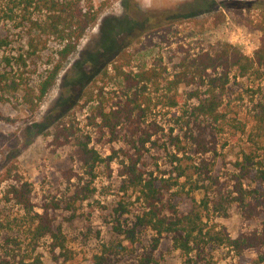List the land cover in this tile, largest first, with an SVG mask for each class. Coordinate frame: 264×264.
<instances>
[{
	"label": "rangeland",
	"instance_id": "374dc122",
	"mask_svg": "<svg viewBox=\"0 0 264 264\" xmlns=\"http://www.w3.org/2000/svg\"><path fill=\"white\" fill-rule=\"evenodd\" d=\"M25 1L0 0V177L10 170L9 180L0 187V263L96 264L95 257H103L104 264H142L151 255L158 264H264L257 263L264 248L237 252L202 243L200 253L186 255L174 247L169 235H163L154 247L155 233L137 226L145 204L120 177L123 153L131 148L126 142L129 137L121 129L114 141L108 131L100 129L97 114L123 105L129 94L114 70L119 55L126 59H122L126 71L157 69L162 74L160 87L147 85L144 93L151 99L147 123L155 121L163 129V135L152 140L158 138V145H163L164 135L170 132L188 140L204 127L211 132L208 138L217 140V160L226 157L216 169L208 170L218 182L209 187L208 198L213 202L206 225L224 226L232 239L242 233L264 232V205L249 198L259 214L245 219L240 204L233 200L237 194L232 169L249 140L264 145V130L258 122L264 116V78L231 73L220 126L193 116L196 99L189 97L192 89L184 84L176 87L181 98L177 107L163 104L175 92L173 87L167 90V83L179 73L182 60L218 43H229L253 56L261 33L249 28L246 19L264 27V0H110L105 6H101L103 0H94L97 21L66 60L35 112L22 102L21 91L3 86L15 82L36 88L57 58L60 44L49 39L36 57L26 59L28 21H44L45 12L26 6ZM220 12L225 20L215 26ZM108 26L117 27L110 42L102 31ZM60 131L69 136V144H54L55 137L65 141ZM78 140L89 143L101 159L92 172L75 154ZM204 158L213 161L212 154ZM144 160V171L165 179L175 177L163 150L149 144ZM16 180L30 185L29 207L7 200L8 186ZM203 193L184 195L178 201L179 211L187 213L193 198L199 203ZM220 196L222 204H214ZM45 211L53 231L60 234L62 247L51 236H37L38 215Z\"/></svg>",
	"mask_w": 264,
	"mask_h": 264
},
{
	"label": "trees",
	"instance_id": "16d2710c",
	"mask_svg": "<svg viewBox=\"0 0 264 264\" xmlns=\"http://www.w3.org/2000/svg\"><path fill=\"white\" fill-rule=\"evenodd\" d=\"M93 1H25L26 6L45 12L44 21H28L30 38L27 44L26 59L36 57L38 51L46 48L49 39H54L60 44V49L56 53L57 58L51 62L45 77L36 88L15 82L3 86L12 92L21 91L22 102L30 112L37 110L40 102L54 86L66 60L77 49L86 31L97 21L99 14ZM109 2L110 0H103L101 6ZM216 19L215 26L221 24L225 16L220 12ZM246 25L261 33L258 48L252 57L242 54L239 49L229 43H218L210 50L202 51L191 59L182 60L179 73L167 83V90L170 91L173 87L175 92L167 97V102L163 104L169 108L177 107L181 98L176 87L184 84L185 87L192 89L189 97L196 99V104L192 107L193 116L199 122H212L220 126L224 119L221 113L223 96L231 73L236 71L240 77L264 78V27L262 24H254L250 19H246ZM108 28L105 30L106 42L113 39V31L117 29L116 26H108ZM122 59L126 60L120 55L117 57L114 70L123 79L125 88L129 92L127 99L123 105H117L116 109H111L109 112L100 110L97 114L100 129L108 131L114 141L118 139V132H120L118 130L121 129H124L126 136L129 137L126 142L131 148L130 151L123 153L124 162L120 177L124 179L126 187L136 192L138 198L145 204V210L138 217L137 226L148 228L155 233L157 237L154 247L163 235H169L172 237L174 247L186 255L195 251L200 253L199 248L202 243L225 246L237 252L264 248V232L242 233L236 239H232L224 226L208 227L206 225L205 220L211 211L210 203L213 202L208 198L209 187L218 182V177L210 176L208 170L216 169L219 162H224L226 157L221 156L222 158L217 160L216 157L219 156L217 140L214 137L209 139L211 132L204 127H199V133L196 136L191 135L188 140H183L178 134L171 132L169 135H164L167 139L163 145H158V138L152 140L154 136L163 135V129L155 121L147 123L148 113L151 110V99L144 93L147 85L160 87L162 74L155 68L143 69L136 73L126 71ZM23 63L25 64V60ZM202 88L203 93L200 92ZM258 122L259 129L264 130V116L258 117ZM60 132L65 137V141L62 143L59 137H55L54 144L57 146L69 144V136ZM258 143L255 140H249L247 147L241 149L240 155L232 166V169H235L233 192L237 194L233 200L240 204L241 215L245 219H251L259 214L257 206L252 204L249 198L264 205V149L262 154L259 153V148H264V145ZM88 144L78 140L75 144L77 147L75 154L78 160L89 167L92 172V168L101 159L96 151L88 147ZM149 144L168 154L170 165L174 169V178L165 179L144 171L142 166L146 164L144 158ZM209 154L213 155V161L204 158ZM9 178L10 170H7L0 177V187ZM181 180L184 181L180 183ZM207 182L210 184L204 185ZM174 189L176 191H173ZM202 191L204 198L199 203L193 198V205L187 213L179 211L178 201L184 195L191 196V193L196 194ZM168 194L170 198L166 200ZM30 195V185L16 180L8 186L6 197L8 201H13L26 208L30 206ZM221 202L222 197L220 196L214 204L221 205ZM38 218L37 236L39 238L51 236L58 242V247H62L60 234L53 231L52 220L49 219L47 211L38 215ZM1 236L2 225L0 223ZM95 260L96 264L106 262L103 257H95ZM263 262L264 256H260L257 263ZM142 264L158 263L151 255H147Z\"/></svg>",
	"mask_w": 264,
	"mask_h": 264
},
{
	"label": "flooded vegetation",
	"instance_id": "af4514ba",
	"mask_svg": "<svg viewBox=\"0 0 264 264\" xmlns=\"http://www.w3.org/2000/svg\"><path fill=\"white\" fill-rule=\"evenodd\" d=\"M102 31L104 32L103 34H104V35H105V37H106V33H105V30H102Z\"/></svg>",
	"mask_w": 264,
	"mask_h": 264
}]
</instances>
